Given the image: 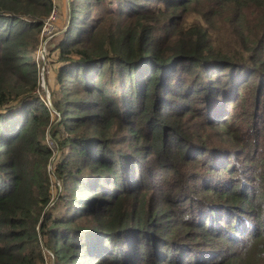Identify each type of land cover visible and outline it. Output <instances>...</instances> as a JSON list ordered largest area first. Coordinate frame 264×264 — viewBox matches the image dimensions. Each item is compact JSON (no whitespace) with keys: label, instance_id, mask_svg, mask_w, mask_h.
Segmentation results:
<instances>
[{"label":"trees","instance_id":"trees-1","mask_svg":"<svg viewBox=\"0 0 264 264\" xmlns=\"http://www.w3.org/2000/svg\"><path fill=\"white\" fill-rule=\"evenodd\" d=\"M52 9L0 0V264H264V0H72L48 106Z\"/></svg>","mask_w":264,"mask_h":264},{"label":"rangeland","instance_id":"rangeland-1","mask_svg":"<svg viewBox=\"0 0 264 264\" xmlns=\"http://www.w3.org/2000/svg\"><path fill=\"white\" fill-rule=\"evenodd\" d=\"M71 2L72 0H55V5L58 10V18L57 21L55 22V26L57 28V35L51 40L49 47H48V52H49V57H48V69L49 72L45 74V83H46V89L40 88L38 93L42 100L47 101L48 97L51 99V91L52 88L58 87L56 86L55 79H56V68H58L59 64H55L54 61L57 59V54L58 52L52 53V47L54 45L55 39L60 37L68 28L70 25V19H71ZM37 58V56H36ZM49 92V94H48ZM55 116H57V112L54 111ZM59 116V115H58ZM60 117V116H59ZM54 148V147H53ZM57 154V151L55 152ZM57 157V155H56ZM53 166V165H52ZM56 183V180L54 178L53 185ZM53 197L55 198L57 194L53 189ZM47 264H53L54 263V257L53 254L48 252L47 253Z\"/></svg>","mask_w":264,"mask_h":264},{"label":"built area","instance_id":"built-area-1","mask_svg":"<svg viewBox=\"0 0 264 264\" xmlns=\"http://www.w3.org/2000/svg\"><path fill=\"white\" fill-rule=\"evenodd\" d=\"M55 0H53V9L52 13L45 20V23L43 25L42 31H41V38H40V45L37 51V66H38V72H39V81H38V86L39 88H42L43 90L46 89V83H45V74L49 72L48 69V57H49V52H48V47L51 42V40L57 35V28L55 26V22L57 21L58 18V10L56 5L54 4ZM49 94V92H48ZM50 95V94H49ZM45 103L48 106H51V99L48 97V100L45 101Z\"/></svg>","mask_w":264,"mask_h":264}]
</instances>
